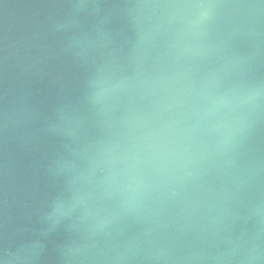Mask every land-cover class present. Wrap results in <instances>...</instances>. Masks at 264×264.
<instances>
[{
    "label": "water",
    "instance_id": "water-1",
    "mask_svg": "<svg viewBox=\"0 0 264 264\" xmlns=\"http://www.w3.org/2000/svg\"><path fill=\"white\" fill-rule=\"evenodd\" d=\"M0 264H264V0H0Z\"/></svg>",
    "mask_w": 264,
    "mask_h": 264
},
{
    "label": "clouds",
    "instance_id": "clouds-1",
    "mask_svg": "<svg viewBox=\"0 0 264 264\" xmlns=\"http://www.w3.org/2000/svg\"><path fill=\"white\" fill-rule=\"evenodd\" d=\"M202 15H203V16H207V13L205 12V13H203Z\"/></svg>",
    "mask_w": 264,
    "mask_h": 264
}]
</instances>
